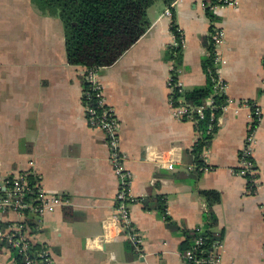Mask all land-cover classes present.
Segmentation results:
<instances>
[{
	"label": "crops",
	"instance_id": "1",
	"mask_svg": "<svg viewBox=\"0 0 264 264\" xmlns=\"http://www.w3.org/2000/svg\"><path fill=\"white\" fill-rule=\"evenodd\" d=\"M167 8L181 34L177 64L176 53L169 57L177 46ZM212 13L213 22L203 0L155 3L147 31L97 73L118 120L123 167L131 174L136 201L129 205L130 218L143 240L139 257L125 231L111 224L118 179L104 133L87 124L85 68L67 63L61 21L31 0H0V191L5 178L31 173L29 180L45 194L69 199L39 217L0 211L1 228L23 223L32 250H48L52 264H187L181 257L186 234L207 226L200 191H215L210 245L220 243V264H264V118L253 147L258 185L248 191L247 181L232 170L240 164L249 109L216 113L197 167L193 147L201 122L177 119L169 104L171 73L185 92L207 84L204 39L213 25L224 32L219 73L226 94L264 105V0H236ZM0 264L22 262L5 249Z\"/></svg>",
	"mask_w": 264,
	"mask_h": 264
},
{
	"label": "built area",
	"instance_id": "2",
	"mask_svg": "<svg viewBox=\"0 0 264 264\" xmlns=\"http://www.w3.org/2000/svg\"><path fill=\"white\" fill-rule=\"evenodd\" d=\"M236 0H223L222 5L234 6ZM173 5V4H172ZM214 6L212 9H214ZM165 14L171 15L170 9H165ZM180 34V33H179ZM212 51L213 71L209 72L213 92L210 93L201 105H189L186 103L174 104L172 94L174 88L183 92V85L172 73L167 79V86L170 90L169 104L173 115L177 119L191 121L195 124L205 121L206 111H208V131L213 128L216 117L215 110L219 107L221 112L227 108H234L237 113L241 107H247L250 111V124L245 136L244 145L239 153L240 164L232 172L247 181V190L254 191L257 187V171L253 159V147L256 143L257 128L259 122L264 118V105L247 100H235L226 94V84L223 81L219 68L221 64V47L224 43V32L213 26L210 32ZM179 39H181V34ZM173 45L177 46V38H174ZM99 69H85V87L82 93V104L85 110L87 124L91 128L101 130L105 135L108 148V161L118 179V189L116 192L115 211L111 216V224H115L122 231H125L128 241L133 246L139 257H143L142 237L132 224L130 218L129 205L136 201L131 195V174L123 167L124 156L119 149L118 141V120L113 108L106 104L101 86L97 80ZM223 97L222 104H214V96ZM262 97L264 99V63L262 78ZM166 167L172 169V160L166 162ZM26 173L21 176L7 177L3 181V189L0 191V211L11 212L19 218L27 215L41 216L44 211L63 207L69 204V199L57 195H47L36 182L31 183ZM200 231V229H198ZM107 233L105 232V235ZM203 243L201 236L195 239L194 247L181 254L182 261L187 264H220L221 245L213 242L210 249L206 251V256L195 257L193 252L196 247ZM13 251L22 264H52L48 250L41 249L33 251L30 239L26 235L25 225L21 222L0 227V255L2 250Z\"/></svg>",
	"mask_w": 264,
	"mask_h": 264
},
{
	"label": "trees",
	"instance_id": "3",
	"mask_svg": "<svg viewBox=\"0 0 264 264\" xmlns=\"http://www.w3.org/2000/svg\"><path fill=\"white\" fill-rule=\"evenodd\" d=\"M44 13L56 16L63 27L67 63L79 65L85 69H101L113 65L148 29V9L157 2L169 5L174 0H31ZM223 3V0H203L204 11L211 22L214 21L212 8ZM171 31L175 38H179V31L174 14L171 15ZM209 31H213V25ZM209 52L212 51L210 36L204 39ZM176 56L173 58V54ZM170 59L181 62V52L177 47L171 48ZM203 69L207 74V84L204 87L194 88L188 92H180L174 88L172 99L174 104L186 103L201 105L205 98L213 92L209 72L213 71L212 56L203 61ZM223 97L214 96V104L220 106ZM219 112V107L215 113ZM206 120L199 124L201 137L193 147L197 167L202 165L201 153L208 146L211 132H206ZM214 123V122H213ZM213 123H211L213 125ZM208 128V127H207ZM207 205L205 219L206 228L201 231H191L186 234L182 251L194 247L195 239L203 238V243L193 252L195 257L206 256L214 239L211 227L215 225V216L212 205L218 201L215 191H200ZM148 208V205H145ZM160 208V204H158ZM163 213L166 207L163 208ZM165 219L168 220L165 216Z\"/></svg>",
	"mask_w": 264,
	"mask_h": 264
}]
</instances>
